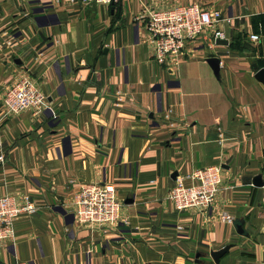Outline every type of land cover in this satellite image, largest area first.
<instances>
[{"label": "crops", "instance_id": "0c3cea01", "mask_svg": "<svg viewBox=\"0 0 264 264\" xmlns=\"http://www.w3.org/2000/svg\"><path fill=\"white\" fill-rule=\"evenodd\" d=\"M192 4L222 18L179 61L156 64L148 12ZM215 32L227 44L208 49ZM263 33L264 0H0V197L36 206L15 220L0 264H215L210 252L226 245L219 264H264ZM24 77L43 112L5 118L3 94ZM213 165L223 169L213 206L175 210L176 179ZM97 183L121 202L115 227L75 220L73 195Z\"/></svg>", "mask_w": 264, "mask_h": 264}, {"label": "built area", "instance_id": "2783aa9c", "mask_svg": "<svg viewBox=\"0 0 264 264\" xmlns=\"http://www.w3.org/2000/svg\"><path fill=\"white\" fill-rule=\"evenodd\" d=\"M58 4L60 0H43ZM82 4L96 3L110 5L114 0H71ZM219 11L207 10L199 4L176 6L171 9L148 12L145 23L146 33L153 44L152 58L158 65L169 60L179 61L184 56L187 42L200 38L220 19ZM213 42L207 44L211 49L214 40L221 39V32H215ZM251 41L259 42L260 37L252 34ZM264 39V33L262 35ZM46 98L38 90L34 80L29 77L20 79L8 87L2 97L1 109L4 116H15L25 111L39 116L44 109ZM1 147V137H0ZM3 157L0 156V163ZM220 165L196 169L184 181L176 179L168 193V201L177 211L190 209L207 210L213 206L223 178ZM121 202L112 185L97 183L80 186L73 197L74 217L79 226L115 227L121 220ZM35 203L28 195L17 197L6 194L0 197V245L13 236L15 220L22 214H34ZM221 223L232 225L234 218L227 211L219 214ZM178 231L182 229L177 228ZM16 264H27L17 262Z\"/></svg>", "mask_w": 264, "mask_h": 264}, {"label": "water", "instance_id": "95a60500", "mask_svg": "<svg viewBox=\"0 0 264 264\" xmlns=\"http://www.w3.org/2000/svg\"><path fill=\"white\" fill-rule=\"evenodd\" d=\"M215 43L217 45H226L227 42L224 40H219L216 39ZM206 62L208 63V65L210 66V68L212 69L214 76L218 79L219 78V60L217 58H208L206 60ZM18 63V62H16ZM254 69H256V66H254ZM255 79L262 83L264 85V68L257 70L256 74H255ZM173 178V177H172ZM253 185L254 187H262L263 186V182L261 180V176H256L253 179ZM232 225L235 229V232L237 235L239 236H247L245 230L243 229V221L242 220H234L232 222ZM232 248V245H226L224 246L222 249L218 250V251H211L210 252V257L212 259V261L215 264H219L220 259L226 254L228 253V251ZM196 257H199V255H197Z\"/></svg>", "mask_w": 264, "mask_h": 264}, {"label": "rangeland", "instance_id": "374dc122", "mask_svg": "<svg viewBox=\"0 0 264 264\" xmlns=\"http://www.w3.org/2000/svg\"><path fill=\"white\" fill-rule=\"evenodd\" d=\"M16 116V115H15ZM5 118H9V117H12V116H4ZM0 137H1V134H0ZM76 193V192H75ZM75 195V194H74ZM74 195H73V197H74ZM73 212H74V207H73ZM73 215H74V213H73ZM79 226V225H78Z\"/></svg>", "mask_w": 264, "mask_h": 264}]
</instances>
